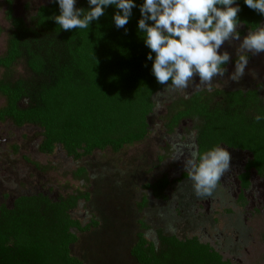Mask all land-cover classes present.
Returning a JSON list of instances; mask_svg holds the SVG:
<instances>
[{
	"label": "rangeland",
	"instance_id": "obj_1",
	"mask_svg": "<svg viewBox=\"0 0 264 264\" xmlns=\"http://www.w3.org/2000/svg\"><path fill=\"white\" fill-rule=\"evenodd\" d=\"M9 3L14 16L23 20L26 34L21 53L12 66H0V83L25 87L26 94L20 101V107L25 109L36 105L38 93L53 81L51 70L62 62L64 49L60 32L40 22L39 10L50 5L51 0H0V57L7 53L14 31L7 15ZM76 6L87 9V0H77ZM247 33L241 35L240 41L222 45L221 52L227 51L231 58L224 66L225 75L213 78L211 91L204 85L195 86L199 78L194 77L188 89L165 91L164 85L159 94L156 92L154 109L148 118L150 137L126 146L119 153L111 148L97 149L85 158L76 159L58 145L52 154H45L40 151L41 127L17 126L10 119L0 121V217L4 207L15 209L24 200L22 203H37L45 226L58 230L64 216L82 227L96 221L97 225L87 231L71 228L79 238L72 253L86 264H136L129 247L139 220L157 254L169 264L191 261L174 247L173 238L207 244L223 261L233 264H264V212L252 213V208L237 198V177L250 153L220 144L231 154V169L211 197H197L186 161L193 158V153H201L205 118H186L173 129L169 127L174 113L172 106L202 90L212 95L213 108L225 109H229V102L214 95L216 91H257L259 103L250 102L240 108L250 118L261 114L264 53H248L244 76L239 82L229 78L239 61L236 59L245 54L237 48ZM33 56L42 59L41 71L32 68ZM5 104L6 98L0 93V108ZM164 175L170 184L161 196L143 188ZM246 192L251 202L264 198V180L254 177Z\"/></svg>",
	"mask_w": 264,
	"mask_h": 264
},
{
	"label": "trees",
	"instance_id": "obj_2",
	"mask_svg": "<svg viewBox=\"0 0 264 264\" xmlns=\"http://www.w3.org/2000/svg\"><path fill=\"white\" fill-rule=\"evenodd\" d=\"M136 3L139 5L142 0H136ZM239 3L241 24L237 30L242 35L259 27L264 16L249 9L243 0ZM115 11L110 6L105 15L93 21L88 29L64 31L51 19L59 14L58 5L51 2L41 7L40 22L60 32L64 49L62 62L50 69L54 73L53 81L38 93V103L25 109L18 105L26 94L25 87L0 83V93L6 97V105L0 109V119L9 118L17 126L34 124L41 127V152L52 154L61 145L70 156L82 159L97 149L111 148L119 153L126 146L150 137L148 118L154 109L153 96L164 85L157 83L151 74V61L146 59L150 50L138 31L139 7L133 9L128 24L121 29L115 27ZM7 15L14 31L7 53L0 57V66L4 67L12 66L19 57L26 34L23 20L14 16L10 3ZM30 64L37 72L44 65L37 56L30 59ZM214 95L228 101L229 109L213 108L212 95L205 94L204 90L198 91L172 106L174 113L169 127L173 129L186 118L202 117L205 123L200 137V154L220 144L248 151L250 156L237 177V198L245 206H250L252 213H263L264 198L251 202L246 191L253 184L254 177L264 180V121L257 123L239 108L245 96L242 91H216ZM247 96L254 100L258 92L250 91ZM168 184L170 181L164 175L144 184L143 188L161 196ZM22 202L24 200L15 209H2L0 264H86L72 253V246L79 238L71 228L76 226L87 231L97 225L96 221L82 227L64 216L58 230L45 226L37 203ZM144 229L139 220L129 247L133 260L136 264H169L157 254ZM172 241L175 248L182 250L183 256L190 258L189 264H233L223 261L221 255L207 244L176 238Z\"/></svg>",
	"mask_w": 264,
	"mask_h": 264
},
{
	"label": "clouds",
	"instance_id": "obj_3",
	"mask_svg": "<svg viewBox=\"0 0 264 264\" xmlns=\"http://www.w3.org/2000/svg\"><path fill=\"white\" fill-rule=\"evenodd\" d=\"M58 5L59 14L51 19L64 31L88 29L93 21L105 15L110 6L116 9L113 21L117 29L124 28L139 7L141 18L138 31L150 50L151 74L165 91H181L199 78L198 85L212 90L213 78L223 77L230 61L225 42L240 41L237 30L241 24L239 0H87L88 8L77 7V0H51ZM243 4L264 16V0H243ZM127 33V29H125ZM245 53L235 62L230 80L239 82L248 65V53H264V25L249 30L237 48ZM147 67V64L145 65ZM158 92L157 94H159ZM264 121V114L254 117ZM186 161L191 168L190 179L197 197H211L222 177L231 169L232 157L225 147L217 145L202 154L193 153Z\"/></svg>",
	"mask_w": 264,
	"mask_h": 264
},
{
	"label": "flooded vegetation",
	"instance_id": "obj_4",
	"mask_svg": "<svg viewBox=\"0 0 264 264\" xmlns=\"http://www.w3.org/2000/svg\"><path fill=\"white\" fill-rule=\"evenodd\" d=\"M250 92V91H249ZM248 93V92H247ZM247 93H245V96L242 98L243 99V102H241V104L239 105V108L243 105V104H246V105H250V102H254V104H258L259 103V96L258 97H256V99H254V100H252L251 98H249L248 96H247ZM2 94V93H1ZM5 97V96H4ZM6 98V97H5ZM21 101V100H20ZM20 101L18 102V105L20 106ZM6 105V104H5ZM4 105V106H5ZM3 106V107H4ZM3 107H1V108H3ZM0 108V109H1ZM9 118H6V119H3V120H8ZM3 120H1L0 119V121H3ZM11 120V119H10ZM237 188V187H236Z\"/></svg>",
	"mask_w": 264,
	"mask_h": 264
}]
</instances>
